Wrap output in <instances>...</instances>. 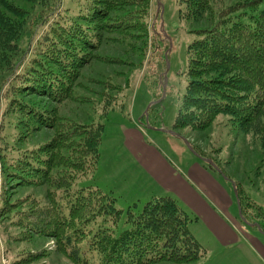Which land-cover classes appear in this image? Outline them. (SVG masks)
Segmentation results:
<instances>
[{
	"label": "rangeland",
	"instance_id": "obj_1",
	"mask_svg": "<svg viewBox=\"0 0 264 264\" xmlns=\"http://www.w3.org/2000/svg\"><path fill=\"white\" fill-rule=\"evenodd\" d=\"M224 1L229 5L240 0ZM107 2L108 0H0V13L7 15L8 26L13 29L8 34H0V37H7V40L13 42L18 30L24 31L23 24L26 28L21 37L22 43H11L5 50L11 78V74L4 73V64H7L0 60V264H74L71 257L60 251L61 245L53 236L56 228L52 221L50 198L56 193L57 201L62 203L66 201V196L60 190L69 188L70 196H74L84 193L85 190L82 189L96 187L94 173L100 162L99 159L94 172H91L94 163L91 169L89 165L87 172H68L61 184L58 183V177L53 175L56 181L52 186L48 184L47 178L39 179L37 175L30 173L22 175L27 169H21L17 150L31 144L41 145L45 140L48 142L55 131L48 128L42 119L25 115L20 109L21 104L38 108L54 122L70 118L69 120L89 123L103 115L100 118L104 124L102 144L104 137L107 145L113 143L108 140L116 143L111 161L114 156L116 158L122 155L127 161L130 160V155L122 145L126 137L121 136L118 131L121 132L131 123L138 125L144 132L143 139L154 144L180 171L187 172L188 166L194 162L203 164L188 144L196 146L220 165L229 177L228 179L219 172L209 170L212 182H206L205 186L217 199L228 194L230 210L222 198V209L219 208L218 211L229 221L230 228L236 235H240V239L239 242L236 240L233 244L224 246L220 240L209 235L203 227V221L192 222L190 227L195 223L192 232L208 250L205 259L192 264H262L261 259L253 255L254 249L243 236L244 233L238 230L243 227L257 238L258 244L264 246V150L261 139L243 125L231 122L226 116L218 117L208 131L184 129L178 134L169 133L188 84L185 76L189 64L188 47L197 38L191 33V24L179 14L180 0H150L149 11L144 18L148 37L143 62L141 51L131 54L117 43L104 46L93 58L102 52L109 60L106 63L94 60L87 64L74 83L69 100L60 103L41 97L44 95L33 93L31 88L30 91L27 90L20 81V71L29 62L36 61V57L44 60L46 55L42 49L45 35L55 21L61 19L60 14L77 16L86 8L85 16H88L90 22L100 16L107 18L105 20L109 23V20H118L126 27L127 20L121 15L122 11L112 13ZM217 6L220 7L218 4ZM100 10L104 12L98 14ZM92 11L94 14L96 11L98 13L94 16ZM203 24L204 22L200 23L201 26ZM3 41L1 38L2 43ZM135 44L139 48L137 51L142 50L141 42ZM125 57L132 58L135 67L119 63L118 59ZM140 61L142 67L136 68ZM128 78H131L129 83L126 81ZM163 81L166 83L165 94L162 89ZM104 93L113 98L101 99ZM146 112L148 116L143 118ZM160 129L164 131H157ZM79 144L77 140L67 146L77 149L80 148ZM102 152L103 148L100 147V154ZM136 163L135 158L133 166L136 167L129 188V198L119 200L111 195L117 200V208L125 212L134 204L141 208L153 197L166 196L148 170ZM235 187L241 195L238 197L240 201ZM180 206L182 207L181 204ZM186 212L189 218L195 219V215ZM94 220L97 221L96 215Z\"/></svg>",
	"mask_w": 264,
	"mask_h": 264
},
{
	"label": "trees",
	"instance_id": "obj_2",
	"mask_svg": "<svg viewBox=\"0 0 264 264\" xmlns=\"http://www.w3.org/2000/svg\"><path fill=\"white\" fill-rule=\"evenodd\" d=\"M106 5L111 12L122 11L126 27L118 20L109 23L100 16L90 22L85 16L86 8L77 16L60 14L61 19L45 35L44 60L36 57V61L20 71L19 79L27 90L31 88L33 93L60 103L69 100L81 70L94 60L106 63L109 58L102 52L93 56L114 43L124 46L131 54L141 51L143 62L148 37L144 18L150 0H108ZM179 8L181 18L191 24V33L197 38L188 47L189 64L185 72L188 84L172 131L177 134L184 129L208 131L218 117L226 116L257 135L264 150V0H240L229 5L224 0H180ZM91 13L96 15L94 11ZM6 17L4 12L0 13L2 35L13 31ZM22 26L24 31L18 30L20 33L17 32L13 42L0 37V60L7 64L4 73L8 75L11 68L5 50L11 43H22L26 30L25 24ZM135 42L143 44L142 50L137 51ZM118 61L135 67L130 57ZM141 61L136 68L142 67ZM164 85L163 81L162 89ZM102 98L109 100L113 96L104 93ZM20 109L31 118L42 119L55 131L45 144H31L17 150L21 169H27L22 175L30 173L39 179L47 178L52 186L56 181L53 175L61 184L70 171L87 172L92 163L91 172L95 171L101 155L103 115L89 123L70 118L54 122L38 108L21 104ZM146 116L148 113L143 118ZM77 140L80 148L67 146ZM190 146L208 169L229 179L210 156L191 143ZM205 160H211L214 166ZM68 189L60 190L66 196L65 202H58L54 193L50 205L56 228L53 236L61 245L60 251L71 257L74 264H192L208 256V250L190 230V224L198 218H189L170 196L153 197L141 208L134 204L125 212L117 208L116 198L96 187L82 189L84 193L74 196H70ZM235 189L240 201L241 195Z\"/></svg>",
	"mask_w": 264,
	"mask_h": 264
},
{
	"label": "crops",
	"instance_id": "obj_3",
	"mask_svg": "<svg viewBox=\"0 0 264 264\" xmlns=\"http://www.w3.org/2000/svg\"><path fill=\"white\" fill-rule=\"evenodd\" d=\"M118 132L121 136L126 137L122 145L130 155V160L127 161L122 155L116 158L114 156L113 161H111L113 149L116 150L114 148L116 143L113 140H108V142L113 143L107 145L104 137V143L101 145L103 152L98 168L94 173L96 187L119 200H123V198L127 200L136 167L133 166V161L136 158V164H140L148 170L156 183L160 185V190L166 193V196L176 199L186 211L195 215L198 218V223L203 221L204 229L209 232L212 238L220 240L224 246L233 244L236 240L239 242L240 235L235 234L228 224L229 221L218 211L219 208L222 209V198L230 210L231 202L228 194L225 193V197L221 196L222 198L217 199L206 189V182H212L208 174L210 169L204 164L194 162L188 166L187 172L178 170L164 156L162 151L143 139L144 132L134 123ZM194 225L195 223L190 227L191 232ZM242 228L240 227L238 230L244 233L243 236L250 242V247L254 249L253 255H257L256 258L261 259L262 264H264V246L258 244L257 238ZM196 238L204 245L200 238L197 236ZM228 239L231 241L229 242Z\"/></svg>",
	"mask_w": 264,
	"mask_h": 264
},
{
	"label": "water",
	"instance_id": "obj_4",
	"mask_svg": "<svg viewBox=\"0 0 264 264\" xmlns=\"http://www.w3.org/2000/svg\"><path fill=\"white\" fill-rule=\"evenodd\" d=\"M165 91H166V83H165V85H164V94H165ZM151 106H152V105H151ZM151 106H150V107H151ZM146 113H148V112H146ZM157 131H164V130L160 129V130H157ZM169 133H171V134H175V133L172 132V131L169 132ZM188 146H189V148L192 150L190 144H188ZM192 152H193V150H192ZM205 162H207V163H209L210 165L214 166V164H213V162H212L211 160H205Z\"/></svg>",
	"mask_w": 264,
	"mask_h": 264
}]
</instances>
